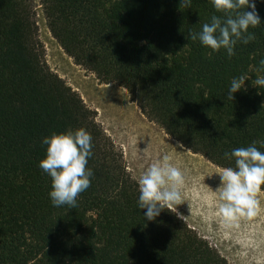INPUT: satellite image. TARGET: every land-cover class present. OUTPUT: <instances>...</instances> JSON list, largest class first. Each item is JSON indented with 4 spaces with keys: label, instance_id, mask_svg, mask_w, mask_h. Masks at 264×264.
I'll return each mask as SVG.
<instances>
[{
    "label": "trees",
    "instance_id": "16d2710c",
    "mask_svg": "<svg viewBox=\"0 0 264 264\" xmlns=\"http://www.w3.org/2000/svg\"><path fill=\"white\" fill-rule=\"evenodd\" d=\"M38 1L77 65L125 88L147 119L192 152L235 167L225 152L264 139V89L258 94L250 79L227 99L233 77L257 75L264 24L229 59L187 38L221 15L209 0L189 9L179 0ZM256 5L264 21V3ZM95 117L48 66L34 0H0V264H229L176 213L144 219L137 182ZM80 127L93 137L94 177L67 211L51 204L40 141Z\"/></svg>",
    "mask_w": 264,
    "mask_h": 264
},
{
    "label": "clouds",
    "instance_id": "9594fccd",
    "mask_svg": "<svg viewBox=\"0 0 264 264\" xmlns=\"http://www.w3.org/2000/svg\"><path fill=\"white\" fill-rule=\"evenodd\" d=\"M215 12L210 21L202 25L200 31H189L187 38L199 41L212 52L224 50L231 59L236 55L237 45H248L256 40L250 29L262 24L256 0H209ZM264 3V0H261ZM193 0H179L180 9L192 8ZM255 79L247 75L233 77L228 88L227 99L234 100V94L247 91L245 82L257 87L258 94L264 89V58L255 68ZM125 94V99L128 95ZM46 147V155L39 167L51 178L48 195L53 207H65L71 211L79 207V198L91 188L94 172L89 167L93 156V137L80 127L61 133H52L41 138ZM259 145V147H257ZM178 147L183 145L178 142ZM264 139L253 140L247 147L234 148L225 152L224 158L235 161V167H224L211 173L218 174L220 183L218 211L226 226L235 225L241 218L251 219L260 212L259 195L264 186ZM139 195L137 208L146 209V221H155L165 210L178 213L177 206L185 202L183 188L186 173L172 162V157L164 155L162 160L152 163L136 179Z\"/></svg>",
    "mask_w": 264,
    "mask_h": 264
},
{
    "label": "rangeland",
    "instance_id": "374dc122",
    "mask_svg": "<svg viewBox=\"0 0 264 264\" xmlns=\"http://www.w3.org/2000/svg\"><path fill=\"white\" fill-rule=\"evenodd\" d=\"M34 10L48 66L95 111L96 121L121 150L130 175L136 180L152 163L164 155L171 156L172 162L186 173L182 193L185 202L177 206L178 217L229 264H264V192L259 195L258 215L226 226L218 211L219 175L208 177L221 167L185 146L178 147L177 140L141 113L125 88L115 82H101L77 65L51 35L38 0H34Z\"/></svg>",
    "mask_w": 264,
    "mask_h": 264
}]
</instances>
